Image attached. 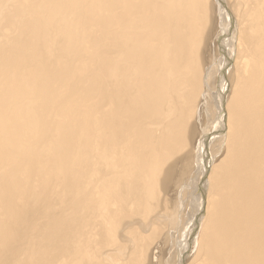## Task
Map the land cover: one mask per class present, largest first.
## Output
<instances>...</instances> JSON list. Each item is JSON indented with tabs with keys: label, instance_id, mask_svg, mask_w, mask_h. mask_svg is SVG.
Segmentation results:
<instances>
[{
	"label": "bare ground",
	"instance_id": "obj_1",
	"mask_svg": "<svg viewBox=\"0 0 264 264\" xmlns=\"http://www.w3.org/2000/svg\"><path fill=\"white\" fill-rule=\"evenodd\" d=\"M183 177L167 264H264V0H0V264H153Z\"/></svg>",
	"mask_w": 264,
	"mask_h": 264
},
{
	"label": "rangeland",
	"instance_id": "obj_2",
	"mask_svg": "<svg viewBox=\"0 0 264 264\" xmlns=\"http://www.w3.org/2000/svg\"><path fill=\"white\" fill-rule=\"evenodd\" d=\"M230 1V0H228ZM231 4L228 3L226 1V6ZM226 10V9H225ZM219 28H220V31L222 29V26H221V23H219ZM216 35H214L211 39V42H210V46H209V52L206 56H204V63L207 61V64L208 65H213V64H219L221 65L220 62H222V65L225 64L226 60H227V53L226 51L224 50V38H223V34H221L220 32H216L215 33ZM221 34V35H220ZM237 35V33L235 34ZM222 36V37H220ZM222 38V40L220 41V39ZM205 43H207V41H205ZM220 43V44H219ZM222 44V46H221ZM219 45L222 47H219ZM207 44H205V46L203 47V51L205 52L207 50ZM57 47V44L55 45V49ZM202 48V47H201ZM211 48V49H210ZM222 54H226L225 56L222 55ZM220 55L224 58L222 59V57H220ZM202 56V58H203ZM218 56V57H217ZM220 59V60H219ZM235 60L234 59V63L233 65H227V63L225 64V66H220V69L222 67V70H226V79L224 81H220V76L219 75H215V79L214 80H208L209 83L208 86L210 87L211 91L214 92L215 88L218 87V88H221V87H227L224 92L225 94H228L229 96H231V87L229 88V84L231 85L232 81L233 80H230L231 79V76H229L230 72L232 69H234V64H235ZM231 64V63H230ZM230 71V72H229ZM235 71V70H234ZM48 77V76H47ZM42 79L41 82L45 83L46 79ZM230 77V78H229ZM233 79V77H232ZM43 85L41 84L40 86V89H39V92H41V90H44L43 88ZM225 85V86H223ZM208 88V87H207ZM208 94V93H207ZM47 99V97H45L44 94H39L36 96V100L37 102L41 103L43 101H45ZM228 99V98H227ZM209 101H210V96L209 94L206 96V98H204L201 102H200V106L198 111L195 113V118H193L192 120V127L195 125L196 126V133L194 132L191 136H190V133L189 135H185V138H184V141L185 142V148L186 150L190 148L191 146V138L194 137L195 135V138L198 139V141H201V139H206L208 137H211L212 138V141L209 144L210 147H217L218 148V158H216V161H214L213 165L217 164L218 160L221 159L223 157V154H225V146H226V141H224L223 143H221L222 145H220V139H221V135H222V131H224V133H226L227 131V123L225 124H222L220 126H218V124L216 125H211L212 124V121L210 119L211 117V109H210V106H209ZM223 113H220V120L221 118H223ZM225 114V113H224ZM227 117V116H225ZM199 122V123H198ZM214 127H218L217 128V131L214 132V135L213 134V131H214ZM219 131V133H217ZM212 135V136H211ZM205 137V138H204ZM180 139V138H178ZM205 140H203L201 142V145L202 147L204 146ZM220 146V147H219ZM189 147V148H188ZM184 151V150H183ZM181 151V152H183ZM212 165V166H213ZM212 171V167L210 168V172ZM181 175L178 177L180 178ZM187 179L188 177H183V179H179V184L178 185H175L174 186V191L169 195V197L165 198V201L161 204V206H159L157 208V210L154 212V207L152 208L151 212L149 213V215L153 214V213H161V216H159V219L156 218V223L154 224V228H155V234H159V241L161 240L162 241V244H159L157 246V249L155 250V254H156V257L154 258L153 260V264H167V261L170 257V254H173V251L170 250V246L168 245V243H164L163 242V235H162V231H167L169 230V228L171 227V229L169 230V235L171 234H175L176 231H174L173 229V224L176 222L177 220V211H178V205L177 203L180 201L179 200V197H178V194L180 192V189H181V186L184 187L186 186L187 184ZM186 183L185 185H183V183ZM183 208V212L186 211V208L185 206L182 207ZM187 211L186 212H189V206L187 207ZM173 230V231H172ZM32 238H34V235L31 236ZM151 240V238H149ZM31 240V238H30ZM32 241V240H31ZM148 243H150V241H148ZM172 252V253H171ZM190 252L192 254H190ZM189 252V256H188V259L186 261L185 264H189L191 263L193 260L194 257H196L195 255H197V250L195 251H191L190 250ZM149 263L148 264H152V259L148 260Z\"/></svg>",
	"mask_w": 264,
	"mask_h": 264
}]
</instances>
